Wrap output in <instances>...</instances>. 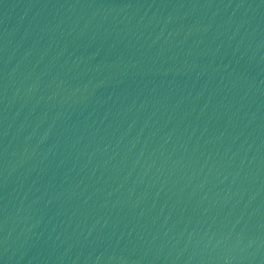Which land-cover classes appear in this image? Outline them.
<instances>
[{
  "label": "water",
  "instance_id": "1",
  "mask_svg": "<svg viewBox=\"0 0 264 264\" xmlns=\"http://www.w3.org/2000/svg\"><path fill=\"white\" fill-rule=\"evenodd\" d=\"M0 264H264V0H0Z\"/></svg>",
  "mask_w": 264,
  "mask_h": 264
}]
</instances>
